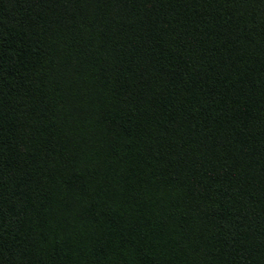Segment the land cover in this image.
I'll return each instance as SVG.
<instances>
[{"label":"trees","instance_id":"16d2710c","mask_svg":"<svg viewBox=\"0 0 264 264\" xmlns=\"http://www.w3.org/2000/svg\"><path fill=\"white\" fill-rule=\"evenodd\" d=\"M0 264H264V0H0Z\"/></svg>","mask_w":264,"mask_h":264}]
</instances>
